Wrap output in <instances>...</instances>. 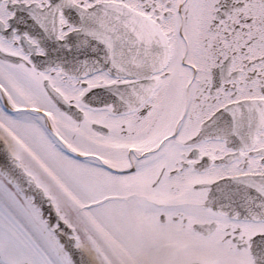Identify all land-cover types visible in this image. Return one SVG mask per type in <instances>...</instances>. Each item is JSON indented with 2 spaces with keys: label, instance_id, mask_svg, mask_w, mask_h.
Here are the masks:
<instances>
[{
  "label": "snow or ice",
  "instance_id": "1",
  "mask_svg": "<svg viewBox=\"0 0 264 264\" xmlns=\"http://www.w3.org/2000/svg\"><path fill=\"white\" fill-rule=\"evenodd\" d=\"M0 264H264V0H0Z\"/></svg>",
  "mask_w": 264,
  "mask_h": 264
}]
</instances>
